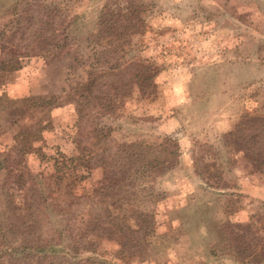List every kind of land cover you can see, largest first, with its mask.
I'll use <instances>...</instances> for the list:
<instances>
[{
  "label": "rangeland",
  "instance_id": "rangeland-1",
  "mask_svg": "<svg viewBox=\"0 0 264 264\" xmlns=\"http://www.w3.org/2000/svg\"><path fill=\"white\" fill-rule=\"evenodd\" d=\"M0 98V264H264V0H0Z\"/></svg>",
  "mask_w": 264,
  "mask_h": 264
},
{
  "label": "trees",
  "instance_id": "trees-1",
  "mask_svg": "<svg viewBox=\"0 0 264 264\" xmlns=\"http://www.w3.org/2000/svg\"><path fill=\"white\" fill-rule=\"evenodd\" d=\"M58 4H60V3H58ZM58 4L56 3V4H54L55 6H53V9L55 10L56 8H57V6H58ZM63 6H66V4H64ZM42 8L45 10V8H47L46 6H42ZM59 9H61V10H64V8H59ZM58 9V11H57V13L59 12L62 16H64V17H66V16H68L67 15V13H64V11H60ZM57 16L59 17V18H62V16H60V15H58L57 14ZM43 18H45V20L43 21V23H48L47 21H48V19H49V16L48 15H46L45 14V12L42 10L40 13H39V15L38 16H35V18H34V16H32L31 18H29V19H27V23H28V26L26 27V29H28V30H30L31 32L33 31V30H36V29H38V27L35 29L34 28V25H35V23H36V25L37 24H41V22H42V19ZM51 18V17H50ZM33 19H35L36 21H34ZM52 19H53V16H52ZM103 22H99L98 24H99V26H101L100 28H98V33L97 34H100V31L101 32H105V31H107V34H106V38H104V40L103 41H101L100 42V44L101 45H103V46H105V45H107L106 46V48H103L102 50H99V51H96L95 52V54H94V56H95V64L96 65H98V63H100L101 62V56L103 55V54H106V53H108V50H110L109 48H110V43L109 42H107V38H109V37H111V32H109V30L105 27V25L104 24H102ZM102 24V25H101ZM58 27H60V25L58 26ZM108 27V26H107ZM34 28V29H33ZM41 26H40V30H41ZM68 32H69V30H68ZM113 35V34H112ZM114 36V35H113ZM119 38V35L118 36H114V38L115 39H117V38ZM34 42V41H33ZM68 46H69V50L71 49V47H72V44H68ZM30 47H33L31 44H30ZM31 51V50H30ZM30 52L28 51V50H26V51H24V52H20V54L18 55V56H23V55H27V54H29ZM30 55V54H29ZM93 65H94V63H93ZM116 67V66H115ZM115 67H110V68H115ZM4 100H2V98H0V103H2Z\"/></svg>",
  "mask_w": 264,
  "mask_h": 264
}]
</instances>
